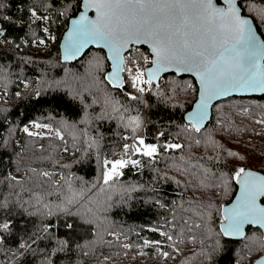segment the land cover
<instances>
[{
  "label": "snow or ice",
  "instance_id": "snow-or-ice-1",
  "mask_svg": "<svg viewBox=\"0 0 264 264\" xmlns=\"http://www.w3.org/2000/svg\"><path fill=\"white\" fill-rule=\"evenodd\" d=\"M59 2L60 0H52V3L48 5L58 17L66 16L69 11L79 12L78 16L71 19V27L61 45L63 61L76 59L89 45H94L107 49L109 53L107 58L112 62V70L107 72L99 83L106 82L112 88L123 90L125 78L122 73H127L130 86L137 93H125L127 99L143 103L141 98L147 92L158 96L164 102H170L175 101L178 90L195 92L198 97L193 110L183 117L187 121L183 128V132L187 134L185 143L168 139L166 132L160 130H157L155 135L157 142L148 143L142 135L137 134L145 123L140 114L137 112L131 115L130 109L119 100L104 94L101 111L94 117L89 114L88 109L92 105L101 103L100 91L96 93L97 99H93L89 104L86 103L83 95V92L89 89H73L70 85L65 87L64 81L55 82L54 89L52 85H49V89L53 91L50 99L44 98L39 89L33 90L29 95L35 96L38 103L51 105L52 113L55 114L50 115L49 122H40L25 116L24 119L28 122L21 121L16 126L17 129L27 137L36 140H57L61 142L57 147L62 146L66 153L70 151L67 137L71 135V149L75 150L73 155L76 152L81 153L79 157H76L75 163L85 162L89 150L98 146L97 138L90 134L89 126L93 120L112 116L131 129L132 137H122L124 140H131V143L123 144L120 154L114 153L112 158L105 157L101 161L97 153L100 176L97 182L87 189L93 195H95L94 189L107 192L115 186L124 176L125 169L130 166L133 168L140 166L141 160L133 157H145L153 161L162 153L183 150L186 147L190 149L193 145L200 147L202 140L197 138L196 134L203 135V132L207 130L205 122L209 119V108L213 101L238 92L264 93V41L257 39L252 22L244 15V0H222L223 6H220V0H66L63 9L57 10L55 4ZM29 12L33 18L31 23L36 21L47 23L51 19L49 15L40 14V9L37 7L31 8ZM90 12L94 15L90 16ZM4 19L10 20L9 17ZM43 31L47 33L48 28L45 27ZM4 35V29L0 25V38ZM49 39L55 41L56 37L50 36ZM4 42L6 41L0 39V43ZM38 43L43 45L45 40L41 39ZM141 46H147V50L142 52ZM92 67H100L99 59H96ZM169 72L175 75L193 74L198 87L192 83L181 86L176 81L162 87L159 83L162 74ZM25 87H28L27 83ZM16 95L20 96L21 93L17 92ZM77 103L82 105L79 121L56 119L57 109L71 108ZM172 106L180 107L181 105L175 102ZM256 122L264 124V116ZM160 138H164V143H159ZM11 143L14 145L16 142ZM8 146L9 141L0 137V147ZM204 146L226 151V156L236 160L245 159L238 152L224 150L223 145L214 140L211 134L204 142ZM40 150L44 151V145L40 146ZM13 154L20 155L15 152V149ZM42 158L47 160L51 157ZM183 159L181 157V160ZM188 159L190 161L191 157ZM199 159L219 162L221 156L218 151L215 156H201ZM0 165H3L2 158H0ZM57 165L63 169L72 167L71 164H61L59 161ZM25 166L28 171L22 176L9 175L5 172L0 177V183L4 187L7 188L11 184L9 195H0V245L5 243V234H7L8 236L16 235L17 251L21 256L25 250L32 248V245L40 238L39 230L37 233H25L27 236L25 239L16 231L12 217L17 210H19L18 214L31 216L33 213L28 209L34 208L41 216L49 218L47 223L42 222V231L48 233L54 227H62L65 238L59 240V249L71 252L75 248L79 252L78 259L81 264H84L83 258L90 255V249L96 243L104 242L103 234L94 230L93 236L97 239L87 243H78L74 238L69 237V234L75 233L84 225L102 227L98 216L101 206L94 203L83 190L79 192L76 190V181H83V177L53 170H41L39 165ZM224 166L227 167V165ZM178 171L185 177L186 190L201 191L220 188L226 194L233 182L238 186V193L228 206L216 205L211 201L207 204L198 202L193 212L191 201H196V197L193 196L190 198L189 207L183 209L189 213V219L183 220V223L188 226V240L191 243L197 242V237L193 234L195 229H201L202 226L208 227L206 221L211 219L213 209L220 215L219 231L211 233V229L208 228L210 234L205 236V240L211 243V250H202L195 255L204 256L210 262L223 250L222 239L245 238L246 226H255L264 230V174L243 166L233 167L229 172L212 173L199 162L195 164L185 162L183 168ZM188 176H191V179H188ZM176 182L181 183L179 180ZM17 186H19L18 190ZM128 190L125 188V192ZM131 190L137 189L131 188ZM54 194L57 201L55 203L51 200ZM213 195L216 193L213 192ZM108 199L111 200V196ZM154 203L161 208L165 207L159 199H156ZM53 208L56 209L55 212ZM81 208L86 210L81 212ZM52 216L57 217L56 223L51 221ZM193 216L199 222L193 221ZM17 227L23 230L26 224L20 223ZM159 234L166 237L168 241L176 243L173 235L164 231ZM107 235L114 236L115 233L108 232ZM115 238L120 239L119 236ZM204 242V240L200 241L201 244ZM160 243V241H144L145 246ZM123 247L130 246L125 244ZM245 247L249 253L245 257L247 264H264V239H253L252 243ZM175 250L179 251L178 248ZM162 255L165 258L169 257L167 252ZM104 259L107 260L108 257ZM48 264H51V261H48Z\"/></svg>",
  "mask_w": 264,
  "mask_h": 264
},
{
  "label": "trees",
  "instance_id": "trees-1",
  "mask_svg": "<svg viewBox=\"0 0 264 264\" xmlns=\"http://www.w3.org/2000/svg\"><path fill=\"white\" fill-rule=\"evenodd\" d=\"M65 2L66 0H60L55 4V8L62 10ZM51 3L52 0H0V23L6 30L4 37L1 38L6 42L0 43V137L9 141L7 148L0 147V158L3 159V165H0V177L5 172L9 175L22 176L28 171L25 165L33 167L39 165L41 170H53L83 177V181H76V190L78 192L83 190L94 203L101 206L98 216L102 227L84 225L75 233L69 234V237L74 238L78 243H87L97 239L93 236V231L98 230L103 234L104 240L90 249V255L83 258L84 264L89 262L90 264H237V261L239 264H247L245 257L249 253L245 245H250L253 239H264L261 229L251 226L248 227L245 238L222 239L223 250L209 262L204 256L195 254L202 250H211V243L205 240V236L210 234L208 228L211 229V233L219 231L220 215L213 209L211 219L206 221L208 227L202 226L201 229L194 230L196 243L189 242L188 226L183 223V220L189 219V213L183 209L189 207L191 197H196V201H191L193 212L198 202L207 204L211 201L216 205H225L233 198L237 185L233 182L226 194L220 188L186 190L185 177L180 175L178 169L183 168L185 162L190 164L199 162L212 173L229 172L231 168L240 166L264 172V141L252 136L253 131L259 126L257 119L264 116V93L232 95L218 100L213 106L212 118L206 125L207 130L203 135L196 134L197 138L202 140L200 147L193 145L190 149L186 147L183 150L162 153L153 161L145 157H133L141 160L140 166L135 168L130 166L125 169L124 176L115 186L107 192L94 189L95 195H93L87 189L96 183L100 176L97 153L101 161L105 157L112 158L114 153L120 154L122 145L126 141L131 143V140L122 139L124 136H133L131 129L112 116L93 120L89 126L90 134L97 138L98 146L89 150L85 162L75 163L76 157L81 153L76 152L73 155L75 150L71 149V135L67 137L70 151L66 153L62 146L57 147L61 143L57 140H36L17 129L16 126L21 121L28 122L24 119L25 116L40 122H49L50 115L55 114L52 113L51 105L38 103L35 96L29 95L33 90L39 89L44 98L50 99L53 91L49 89V85L54 89L55 82L64 81L65 87L70 85L73 89H89L83 92L86 103L89 104L93 99H97L96 93L100 91L101 103L92 105L88 109L89 114L94 117L101 111L104 94L119 100L130 109L131 115L137 112L140 114L145 123L137 134L142 135L148 143L157 142L155 139L157 130L166 132L168 139L174 142L185 143L187 134L183 132V128L187 121L183 117L192 107L197 95L192 91L178 90L175 101L164 102L158 96L146 92L141 98L143 103L131 101L127 99L125 93H137L130 86L127 73H124L123 90L112 88L106 82L99 83L110 68L105 49L99 47H90L81 58L73 62L62 61L59 42L68 26L69 18L77 12L69 11L66 16L58 17L48 7ZM244 4V13L253 17L264 37V19H262L264 0H244ZM33 7L39 8L41 13H47L51 17L48 28L56 33L55 41L51 42L43 31V21L30 22L33 18L29 10ZM4 17H9L10 20H5ZM41 39L45 40V44L38 43ZM140 50L145 52L147 47L141 46ZM96 59L100 61L99 68L92 67ZM172 81H176L181 86L192 83L198 87L192 75H175L171 72L166 73L159 83L163 87L171 84ZM26 83L28 87H25ZM17 92L21 95L17 96ZM175 102L181 106L173 107L172 104ZM81 109L82 105L78 103L73 104L71 108L61 107L56 110L58 113L56 119L63 118L69 122H77L81 119ZM209 134L223 145L224 150L238 152L245 159L236 160L226 156V151L205 147L204 142L207 141ZM12 141L16 143L13 145ZM159 143H164V138H160ZM41 145H44L43 152L40 150ZM13 149L20 155H14ZM218 151L221 156L219 162L199 159L201 156H215ZM45 156L51 158L43 159L42 157ZM181 157L184 159L181 160ZM189 157H191L190 161ZM57 161L61 164H71L72 167L63 169L57 165ZM18 166L19 171H17ZM187 178L191 179V176ZM177 180L181 183L178 184ZM125 188L129 190L125 192ZM131 188L137 190L132 191ZM10 191L11 184L6 188L0 183V195L8 196ZM213 192L216 195H213ZM109 196L111 200L108 199ZM156 199L165 204V207L161 208L154 203ZM51 200L53 203L57 202L55 194ZM85 210V208L80 209L81 212ZM28 211L33 215L18 214L19 210L13 214L14 227L25 239H27L25 233H37L39 230L40 238L21 256L17 251L16 235L5 234V243L0 245V264H48V261H51V264H81L78 259L79 252L75 248L69 252L62 251L58 247L59 240L65 238L64 229L54 227L50 232L44 233L42 222L47 223L49 218L41 216L34 208H29ZM53 211L55 212L56 209L53 208ZM50 219L53 223L57 222L56 216ZM192 220L199 222L195 216ZM20 223L26 224V228L21 230L17 227ZM161 231L173 235L176 243L161 236L159 234ZM108 232H113L115 235L109 236ZM115 236H119L120 239L117 240ZM145 240L161 242L155 245L156 252L153 257L147 258V254L142 251ZM201 240L205 241L204 244L200 243ZM125 244L130 247H123ZM177 248L179 251L175 250ZM164 252L169 253L168 258L162 255ZM177 252L179 256H176ZM105 257L108 259L105 260Z\"/></svg>",
  "mask_w": 264,
  "mask_h": 264
},
{
  "label": "water",
  "instance_id": "water-1",
  "mask_svg": "<svg viewBox=\"0 0 264 264\" xmlns=\"http://www.w3.org/2000/svg\"><path fill=\"white\" fill-rule=\"evenodd\" d=\"M220 6H223V4H222V0H220ZM78 15H79V12H77L75 15H72V16L69 18L68 26H67V28L65 29V31L63 32V34H62V36H61V39H60V42H59V49H60L61 59H62V47H61V45L64 43V37H65V34L67 33L68 29L71 27V23H70V21H71V19L75 18V17L78 16ZM89 15H90V16H93L94 13L90 12ZM244 15H245L246 18H248V19L252 22L253 31L256 33L257 39L260 40V41H264V37H263V35L261 34V32L259 31V29H258V27H257V25H256V23H255V20L253 19V17H252L251 15H249V14H246V13H244ZM0 25H1V23H0ZM3 29H4V32L6 33V30H5L4 27H3ZM0 39H1V38H0ZM92 46H94V45H89L88 48H86V49L84 50V52H83L79 57H77L76 59L71 60V61H65V62H73V61H75V60L81 58V57L85 54V52H86L90 47H92ZM94 47H96V46H94ZM146 47H147V46H146ZM105 51H106V53H107V57H108V55H109L108 50L105 49ZM126 54H127V53H125V55H126ZM62 61H63V59H62ZM109 61H110V60H109ZM111 70H112V62L110 61V68H109V70H108L107 72H110ZM164 75H165V74H162V77H163ZM181 75H192V76L194 77V75L191 74V73H183V74H181ZM122 76L124 77V73H122ZM194 78H195V77H194ZM159 82H160V81H159ZM196 83H197V82H196ZM197 86H198V84H197ZM261 94H263V93H259V92H254V93H253V92H238V93H233V94H231V95H229V96H232V95L245 96V95H261ZM229 96H226V97H229ZM226 97H222V98H226ZM197 98H198V97H196V99H197ZM222 98H220V99H222ZM196 99H195V101H196ZM220 99H218V100H220ZM218 100L213 101V102H212V105H211L210 108H209V119L205 122L206 125L208 124V122H209V121L211 120V118H212V114H213V106H214V104H215ZM195 101H194L192 107L189 108V109L185 112V115L187 114V112L193 110V108L195 107ZM250 169L253 170V171H258V172H260L261 174H264V172L261 171V170H259V169H255V168H250ZM237 193H238V186H237V190H236V192H235L233 198L231 199V201H229L228 203H226L225 206H228V205L234 200L235 195H236ZM248 227H249V226H246V229H245L246 233H247V231H248ZM262 231H263V235H264V230H262ZM235 239H241V238H235Z\"/></svg>",
  "mask_w": 264,
  "mask_h": 264
},
{
  "label": "rangeland",
  "instance_id": "rangeland-1",
  "mask_svg": "<svg viewBox=\"0 0 264 264\" xmlns=\"http://www.w3.org/2000/svg\"><path fill=\"white\" fill-rule=\"evenodd\" d=\"M40 14L48 15L47 13H41V12H40ZM48 24H49V22H47V23L43 22L42 23L43 28H45V27L48 28ZM46 34H47L48 38L50 36H55L57 38L56 33L52 32L49 28H48V32ZM51 42H53V40H51ZM259 119H261V118H258L257 120H259ZM41 131H43V130H41ZM252 136L254 138H259L262 141H264V124H259L258 128L253 131ZM142 251L147 254V258H150V257H153L155 255L156 247L153 244H150L149 246L144 245V247L142 248ZM176 256H179V252L176 253Z\"/></svg>",
  "mask_w": 264,
  "mask_h": 264
},
{
  "label": "built area",
  "instance_id": "built-area-1",
  "mask_svg": "<svg viewBox=\"0 0 264 264\" xmlns=\"http://www.w3.org/2000/svg\"><path fill=\"white\" fill-rule=\"evenodd\" d=\"M125 143H130L129 141H126Z\"/></svg>",
  "mask_w": 264,
  "mask_h": 264
}]
</instances>
